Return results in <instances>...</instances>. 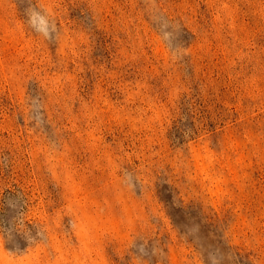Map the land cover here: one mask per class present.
Masks as SVG:
<instances>
[{
	"label": "rangeland",
	"instance_id": "374dc122",
	"mask_svg": "<svg viewBox=\"0 0 264 264\" xmlns=\"http://www.w3.org/2000/svg\"><path fill=\"white\" fill-rule=\"evenodd\" d=\"M0 264H264V0H0Z\"/></svg>",
	"mask_w": 264,
	"mask_h": 264
}]
</instances>
